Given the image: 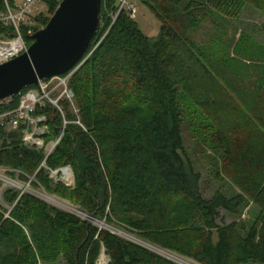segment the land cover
Segmentation results:
<instances>
[{
    "label": "trees",
    "instance_id": "obj_1",
    "mask_svg": "<svg viewBox=\"0 0 264 264\" xmlns=\"http://www.w3.org/2000/svg\"><path fill=\"white\" fill-rule=\"evenodd\" d=\"M59 1L44 0L46 11L31 19L35 24L19 25L27 46L31 43L27 29L33 33L43 27ZM137 1L159 19L158 34L144 35L122 11L100 40L117 4L102 0L98 30L68 80L77 112L69 102H61L64 127L61 114L51 106L35 112L46 116L47 132L41 136L45 144L62 132L54 150L45 158L42 149L22 144L21 131L0 130V165L18 169L22 181L33 175L46 190L69 195L89 216L121 221L149 243L200 264H264V120L245 113L260 140L240 150L241 155L232 156L230 143L221 136L216 140L232 157L229 168L236 182L260 208L245 234L234 222H216L219 209L236 212L242 196L216 193L202 198L198 174L186 166L181 137L183 89L212 103L210 93L222 97L227 89L221 81L236 78L239 90L244 82V76L229 72L230 61L212 62L188 32L215 12L237 16L245 0ZM5 2L14 5L0 0V12H6ZM16 36L12 24L0 23V39ZM246 39L241 35L235 44L250 61L241 69L251 76L263 75L254 51L245 48ZM260 79L264 89V75ZM219 99L218 105L213 103L222 109ZM43 161L49 169L69 166L74 188L60 182L51 187ZM18 195L11 189L3 194L7 205L15 203L7 217L0 207V264H39L57 254L65 264H95L101 250L108 256L107 264H174L34 196ZM192 211L198 212L202 226L192 225Z\"/></svg>",
    "mask_w": 264,
    "mask_h": 264
},
{
    "label": "rangeland",
    "instance_id": "obj_2",
    "mask_svg": "<svg viewBox=\"0 0 264 264\" xmlns=\"http://www.w3.org/2000/svg\"><path fill=\"white\" fill-rule=\"evenodd\" d=\"M9 1L14 4H20L23 0ZM133 1L137 6L134 21L138 28L144 35L155 37L161 26L159 19L145 5L137 0ZM37 10L45 13V4L39 3L30 19H34L39 14ZM31 23L35 24V21ZM188 34L196 46L204 51L205 55L211 56L212 62H219L221 59L230 61L229 72L231 74L233 72L234 76H244V79L242 78L244 81L242 90L238 89V84L235 83L236 78L235 81H232V79H225L224 82L221 81L227 89L222 93L223 98L219 96V93H210L209 100L212 103H207L200 96L195 97L186 89H183L184 92L180 93L179 96V109L183 120L181 137L185 163L188 168H191L193 172L198 174V186L202 198L210 199L216 193L224 194L229 198L242 196L243 203L238 207L237 211L230 213L224 209H219L216 222L219 225L234 222L239 232L245 234L247 229L256 222L260 208L244 191L243 187L236 182L233 177V171L229 168L232 157L225 154L224 149L219 147L216 140L218 136H221L226 140L224 143H230V150L234 157L237 155V152H239L238 155H241L242 151L240 152V150L246 148L248 144L258 143L260 140L256 130H254L256 127L250 123V120L246 119L245 113L257 117L259 122L264 120V89L260 88V77L264 75V69L260 73L263 75L258 76L248 75L247 71L241 69L243 67L240 65L249 63L250 61L241 54L243 50L240 53L236 51L235 44L241 38V35L246 37L245 42L248 46L245 48L253 50L257 64L264 67V0H245L240 12L234 17L215 12V16H210L197 29L189 31ZM248 77L250 78L247 79ZM199 95L203 96V94ZM219 97L222 99H219ZM217 99L223 101L222 109L215 107V104L218 105ZM70 107L75 112V104H70ZM53 141L51 140L46 144L43 141L45 145L44 150L48 151L54 143ZM42 166L48 171L51 187L60 182L68 187L69 190L74 188L72 171H70V175H67L66 172L57 170L60 167L49 169L45 164ZM0 167L6 169V173H4L6 179H0V207L5 210L6 217L15 202L12 205H7L3 201V194L6 190L11 189L19 193L18 197L21 194L34 196L55 209L73 214L99 229H106L124 239L132 241L141 247L161 255L174 264H200L189 257L149 243L139 233L121 221L112 220L109 223L105 221V218L99 219L98 217L89 216L69 195L64 197L53 191L46 190L33 175L28 176L27 181H22L19 177L20 171L18 169L1 165ZM50 170H52V173ZM9 172H13L14 176L12 177ZM9 176H11L17 185L10 184V181L7 179ZM24 187L26 190L22 191ZM105 212L110 213L108 206ZM192 215V225L202 226L203 223L200 220L198 212L192 211ZM108 261V256L104 250H101L95 264H107ZM39 264H65V261L60 254H57L46 262L39 261Z\"/></svg>",
    "mask_w": 264,
    "mask_h": 264
},
{
    "label": "water",
    "instance_id": "obj_3",
    "mask_svg": "<svg viewBox=\"0 0 264 264\" xmlns=\"http://www.w3.org/2000/svg\"><path fill=\"white\" fill-rule=\"evenodd\" d=\"M100 5L101 0H60L47 23L30 35L27 49L0 63V99L79 64L98 30Z\"/></svg>",
    "mask_w": 264,
    "mask_h": 264
},
{
    "label": "built area",
    "instance_id": "obj_4",
    "mask_svg": "<svg viewBox=\"0 0 264 264\" xmlns=\"http://www.w3.org/2000/svg\"><path fill=\"white\" fill-rule=\"evenodd\" d=\"M39 3H44V0H23L20 4H14L13 7H10L7 2H5L6 12H0V23L2 25L12 24L17 32V36L13 39H0V46L7 47L15 42L18 45L8 54L3 57L0 56V63L18 56L27 49V45L23 41L18 27L20 24L32 22L30 16ZM37 11L39 12V10ZM122 11L126 12L130 18L134 19L137 6L133 0H117L115 11H111L108 14L111 18V22L100 40L108 31L118 13ZM27 33L32 34V30L28 28ZM81 62L79 64H81ZM79 64L66 74L38 80L36 85L28 86L16 95L0 99V130L5 132L21 131V141L25 146L37 150H44L45 145L41 136L47 132V126L45 125L46 116L44 114L35 115V112L37 109L51 106L61 114L63 118V127L66 125L67 121L64 118L61 102L65 100L69 102V104L74 105L73 93L68 86V80L71 74L79 67ZM61 135L62 132L60 133V136ZM60 136L53 141L54 143L48 151H46V149L44 150L45 158L53 151ZM42 165H44V161ZM65 168L69 167L64 166L57 170L63 171ZM5 171V168L0 167V179L2 180L6 179L4 175V173H6ZM50 171L52 173V170ZM7 179L10 181L11 185L16 184L11 176Z\"/></svg>",
    "mask_w": 264,
    "mask_h": 264
},
{
    "label": "bare ground",
    "instance_id": "obj_5",
    "mask_svg": "<svg viewBox=\"0 0 264 264\" xmlns=\"http://www.w3.org/2000/svg\"><path fill=\"white\" fill-rule=\"evenodd\" d=\"M17 45L18 44L15 42V43H12L11 45L7 46V47H1L0 46V56L3 57L4 55L8 54L10 51L14 50V48H16ZM63 171H64V173L66 172L67 175H70L71 170L69 168H65V169H63ZM18 187L21 188L20 186H18ZM24 190H26L25 187L22 189V191H24ZM52 199H55V198H52Z\"/></svg>",
    "mask_w": 264,
    "mask_h": 264
}]
</instances>
